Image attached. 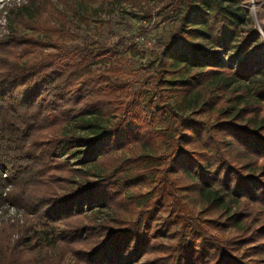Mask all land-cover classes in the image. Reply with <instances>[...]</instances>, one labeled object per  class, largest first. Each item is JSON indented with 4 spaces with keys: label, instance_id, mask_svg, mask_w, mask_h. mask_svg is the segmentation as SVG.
Returning a JSON list of instances; mask_svg holds the SVG:
<instances>
[{
    "label": "trees",
    "instance_id": "1",
    "mask_svg": "<svg viewBox=\"0 0 264 264\" xmlns=\"http://www.w3.org/2000/svg\"><path fill=\"white\" fill-rule=\"evenodd\" d=\"M79 1L144 6L151 15L148 0ZM158 3L155 13L177 22L156 52L155 97L145 104L168 136L145 116L126 120L136 92L114 81L115 66H92L124 38L70 51L44 0L10 10L0 39V200L28 222L1 224L0 264H71L68 256L76 264H260L247 257L264 253V223L243 221L264 206V39L252 23L242 26L249 17L236 0ZM18 24L47 36L23 37ZM163 83L178 100L194 96L203 116L176 111L162 99ZM93 112L114 119L92 136L65 129ZM157 135L167 137L166 149L156 148ZM88 161L96 174L82 167ZM136 183L149 186L143 201L125 192ZM183 199L199 203L196 215ZM102 208L110 214L100 216ZM230 225L238 233L211 231ZM36 231L43 237L35 249ZM168 231L173 240H162Z\"/></svg>",
    "mask_w": 264,
    "mask_h": 264
},
{
    "label": "rangeland",
    "instance_id": "2",
    "mask_svg": "<svg viewBox=\"0 0 264 264\" xmlns=\"http://www.w3.org/2000/svg\"><path fill=\"white\" fill-rule=\"evenodd\" d=\"M28 0H0V39H4L8 33V15L10 10L26 3ZM40 0H35L38 3ZM43 1V0H42ZM45 5L52 10V14L44 13L42 16L48 18L55 28L58 29L57 34L63 40L62 47L66 50L73 51L76 47L80 48L83 45L97 46V45H109V43L117 40L119 37L124 38V45L119 47L114 52H106L109 57L103 61L93 63L92 66H100V68H107L108 66H115L116 72L113 75V79L116 83H120L125 86L129 92L135 91L133 101L128 106L126 114V120H133L136 124L140 123L142 116L148 118L151 122V126L164 132V122L159 123L152 118L149 114V108L145 104L148 98L154 99V93L150 82L152 80V73L155 72L156 64V52L161 48L169 38L170 30L176 24L175 16H166L164 11L155 13L159 0H148V6L151 9V15L148 17L142 6L132 7L128 3L104 5L102 7H96L92 9V5H84L79 0H66L67 4L60 2L61 0H44ZM47 2V4H46ZM236 4L245 9L246 16L249 20H246L242 26H247L250 23L254 27L260 29L264 35V0H236ZM95 6V4L93 5ZM97 6V5H96ZM55 10V11H54ZM61 21L65 22L61 26ZM30 24V23H28ZM18 30L20 34L24 36L36 33L42 38H45L47 34L43 31H32L29 25L18 24ZM243 34V31H241ZM55 35V34H54ZM261 36V35H260ZM262 37V36H261ZM263 38V37H262ZM60 43V42H59ZM225 58V54H221ZM243 81L235 80L230 85H241ZM167 84L163 83L160 88L163 89L164 101L171 103L175 110L183 113L190 114L193 117L203 116L196 111L198 102L192 96L190 99L178 100L171 91L166 89ZM128 95H125V99ZM114 119V116L99 114L97 112L86 113L82 118L74 117L65 126V129L75 133H83L87 135H95L102 131L103 126L107 125ZM168 136V132H164ZM156 148L158 151L166 149L169 141L167 137L155 136ZM143 149L146 152H151V147L144 145ZM138 151V149H136ZM120 155H127L130 151L119 150ZM64 159L65 155H61ZM69 162L72 166H78L74 157H70ZM93 172L91 175L96 174L99 170L94 162L88 161L83 166ZM2 175V173L0 174ZM148 185L140 186L139 183L132 188L125 189L126 194H131L136 197L138 201H143L146 198V190ZM5 191V188L0 183V195ZM1 199V198H0ZM186 203L190 214L196 215L201 206L199 203H193L189 201ZM230 213L235 207V202L229 201ZM110 214V209H100L99 215L105 216ZM164 214V212H162ZM5 221L17 222L18 224H26L28 222V215H25L22 210L15 205L7 201L0 200V226ZM244 224L253 227H260L264 223V206H257L253 208L250 215L244 219ZM243 222L237 220V224L243 225ZM211 231L221 237L236 234L237 229L233 226H223L221 231L217 227L212 228ZM18 231L12 234L16 236ZM172 234L168 231L166 234L161 235V239L166 241H172ZM26 235V234H25ZM35 240L32 241L34 248L36 249L43 237L40 231L34 233ZM254 243V242H253ZM247 243L245 246H248ZM247 258H259L258 262L264 264L263 254H250ZM66 260L71 264H76L74 260L68 256Z\"/></svg>",
    "mask_w": 264,
    "mask_h": 264
},
{
    "label": "water",
    "instance_id": "3",
    "mask_svg": "<svg viewBox=\"0 0 264 264\" xmlns=\"http://www.w3.org/2000/svg\"><path fill=\"white\" fill-rule=\"evenodd\" d=\"M258 30V32H259V34L263 37V39H264V35H263V33H262V31L260 30V29H257Z\"/></svg>",
    "mask_w": 264,
    "mask_h": 264
}]
</instances>
